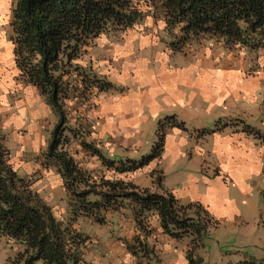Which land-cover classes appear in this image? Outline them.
<instances>
[{
    "label": "crops",
    "instance_id": "crops-1",
    "mask_svg": "<svg viewBox=\"0 0 264 264\" xmlns=\"http://www.w3.org/2000/svg\"><path fill=\"white\" fill-rule=\"evenodd\" d=\"M11 9L12 0H0V27L6 22L9 26ZM164 26L162 19L146 16L130 29L102 35L90 48L87 63L112 84L95 96L88 116L90 136L98 154L115 165L139 161L151 152L158 122L172 116L184 129L195 132L190 149L184 147L183 129L171 127L165 132L160 157L133 171L109 170L98 154L81 148L75 153L76 160L84 169L103 171L109 179L131 181L140 187H152V172L158 170L162 186L178 201L203 205L219 221L243 223V213L252 210L257 224L264 225V139L243 129L247 125L264 136V52L228 49L211 40L173 51L167 45ZM1 109L4 144L1 128L10 126L18 141L14 151L22 163L16 170L21 167L22 176H28L43 165L33 157L46 144L54 117L38 89L20 79L13 43L2 33ZM215 126L212 134L199 137L197 132ZM152 130L155 137L151 138ZM33 188L57 218H64L67 193L57 171L44 167L34 178ZM84 219V225L78 220L74 227L87 237L82 247L86 261L136 264L126 247L136 231L130 214L125 218L109 212L102 224ZM151 223L159 259L156 263L150 256L151 264H188L189 238L165 235L156 216Z\"/></svg>",
    "mask_w": 264,
    "mask_h": 264
},
{
    "label": "trees",
    "instance_id": "trees-1",
    "mask_svg": "<svg viewBox=\"0 0 264 264\" xmlns=\"http://www.w3.org/2000/svg\"><path fill=\"white\" fill-rule=\"evenodd\" d=\"M146 16L164 21L167 45L173 51L211 40L228 49L264 52V0H12L9 26L14 61L20 79L35 86L52 110L53 126L42 153L43 165L54 167L60 174L67 209L62 219L54 215L34 190V179L14 169L0 136V237L22 249L11 264H33L37 259L43 264H94L83 258L87 237L74 224L80 217L102 223L107 213L121 209L119 200L130 201L135 228L143 235H134L128 246L136 264H151L150 256L159 261L156 240L151 237L153 226L151 229L148 223L152 215L158 218L165 235L176 239L188 236V264H202L195 248L202 246L211 218L200 214V204L182 206L162 186L158 170L152 172L157 180L155 191L131 181L106 179L102 174L104 190L97 192L93 185L99 172L80 166L66 147L78 137L68 125L69 115L77 110L71 105L80 102L78 106L83 107L93 96L112 87L87 63L90 48L102 35L130 29ZM169 127L182 128L183 124L172 116L160 122L151 152L139 161L120 162L117 167L98 154L95 146L97 152L92 154L100 156L105 168L113 164L116 171H133L160 157ZM243 129L261 136L247 125ZM90 195L101 199L88 200ZM191 209H195L194 216L187 212Z\"/></svg>",
    "mask_w": 264,
    "mask_h": 264
},
{
    "label": "rangeland",
    "instance_id": "rangeland-1",
    "mask_svg": "<svg viewBox=\"0 0 264 264\" xmlns=\"http://www.w3.org/2000/svg\"><path fill=\"white\" fill-rule=\"evenodd\" d=\"M0 33L4 36L6 40H10V34L11 29L7 25V22L1 25L0 27ZM100 38V37H99ZM98 42V39L95 41ZM95 97L93 96L92 102L89 100L88 102H85L83 104V107L80 102H76L72 104L74 108H76V112L72 111L69 115V122L68 125L73 128V131L78 134V137H76L74 140L71 139L70 142L67 144V149L69 150V153L76 159L75 153L80 150L86 149L91 154L96 153L94 146L95 142L90 136V130H89V112L90 110L94 109L95 106ZM78 104H80L78 106ZM2 112V109L1 111ZM165 117L158 122V127L160 125V122H163ZM53 121V120H50ZM53 126V123L51 124ZM154 126L157 127V123H154ZM153 128V127H152ZM151 128V129H152ZM171 128V127H169ZM210 128V127H209ZM212 128V127H211ZM206 129L204 132H197L199 133V137H202L203 135H210L213 131L216 130V126L213 129ZM10 126H6L4 128H1V131L4 133L6 137V145L11 151V154L13 155L10 162H13L12 165L14 169H16L18 166H20L22 163L17 160L18 155L14 151L16 149L18 141L16 140L15 132H13ZM79 129L78 131H76ZM183 133L184 137L186 139V143L184 144V147H187L190 149V146L192 144L193 136H195V132L192 131V128L189 129V127H186L184 129L183 124ZM241 129V128H240ZM80 131L82 134H80ZM47 133V132H46ZM68 136H71L69 132H66ZM49 135V134H48ZM154 130H152V133H150V137L154 136ZM0 136L1 133H0ZM262 139H264V136H260ZM157 138V135H156ZM47 136H46V144L44 147H41L39 149H36L37 154L34 155L33 158L39 159L41 164L44 163V159L42 157V153L45 151L46 145H47ZM20 156V155H19ZM77 161V160H76ZM120 165V164H118ZM118 165H116L118 167ZM124 165H129L128 163H124ZM46 167V166H44ZM43 165L40 169H36L34 172H31L28 174V178L34 179L38 178L42 174V171L44 170ZM117 167L115 165L108 166L109 170H114ZM194 167V166H193ZM47 170H52L53 172H56V169L54 167H46ZM214 170V168H213ZM18 174H23V169L19 167L17 169ZM103 173V171H101ZM99 172L96 176V183L93 185L94 189L99 192L101 190H104V187H102L100 176L102 173ZM156 175V174H155ZM104 178L109 179L106 177V175H103ZM91 186V185H90ZM155 190H157V180L155 177L154 185L151 187ZM101 199V197L96 195H90L88 197V200H96ZM253 200V199H251ZM121 203V206L118 210V213H121L122 216L125 218H128L129 214L134 220V216L132 215V205L130 201L128 200H119ZM182 206H187L189 204H193L192 202L188 201H178ZM259 203V202H258ZM249 206V205H248ZM253 208V205H252ZM201 211L200 214L202 216H207L211 218V220L207 224V232L206 236L202 239V246H198L195 248V255L202 259V264H252V261L257 260V263L264 264V225L257 224L258 218L257 215L254 214L251 210V212H244L242 219H244L243 223H236L229 221V219H223L221 221L215 220L214 217L210 214V212L201 205ZM126 210V212H125ZM195 209H191L188 212L191 216H194ZM253 213V214H252ZM153 216V215H152ZM152 216H150L148 219L149 227L152 229V223L151 219ZM246 218H245V217ZM264 219V213L262 214ZM81 223L84 225L85 219L80 218L79 219ZM104 221V220H103ZM135 223V221H134ZM102 224V223H101ZM128 225H126L127 228ZM84 230V229H83ZM84 233V231H82ZM153 233V234H152ZM151 234L155 235L154 229L151 231ZM135 236H138L140 238L143 237V235L140 233V231H135ZM188 237V236H187ZM189 238V237H188ZM190 239V238H189ZM138 245V244H136ZM130 244L127 243L126 247L128 249V253L132 255V253L129 250ZM21 247L17 244H13L11 241H8L6 238L0 237V264H11L12 261L15 260L16 256L20 254ZM133 256V255H132ZM134 257V256H133ZM22 260V258H20ZM135 263L137 262V259L135 258ZM23 264V262L21 263ZM33 264H43V262L40 259H37L33 262Z\"/></svg>",
    "mask_w": 264,
    "mask_h": 264
}]
</instances>
